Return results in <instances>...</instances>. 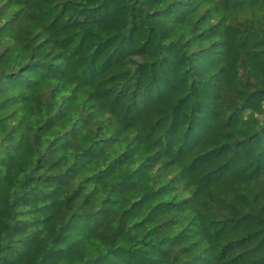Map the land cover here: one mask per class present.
<instances>
[{
	"label": "trees",
	"instance_id": "obj_1",
	"mask_svg": "<svg viewBox=\"0 0 264 264\" xmlns=\"http://www.w3.org/2000/svg\"><path fill=\"white\" fill-rule=\"evenodd\" d=\"M0 264H264V0H0Z\"/></svg>",
	"mask_w": 264,
	"mask_h": 264
}]
</instances>
